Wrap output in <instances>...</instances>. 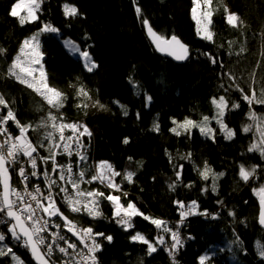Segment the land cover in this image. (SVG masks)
I'll use <instances>...</instances> for the list:
<instances>
[{"label": "trees", "instance_id": "16d2710c", "mask_svg": "<svg viewBox=\"0 0 264 264\" xmlns=\"http://www.w3.org/2000/svg\"><path fill=\"white\" fill-rule=\"evenodd\" d=\"M227 1L244 23L239 28L227 25L225 1L213 0L212 7L217 9L212 27L215 35L209 42L196 33L192 0H44L37 13L39 19L23 26L9 15L15 0H0V47L6 50L0 55V93L9 101L16 118L21 124H35L48 111L41 97L9 77L7 69L23 40L44 23H51L60 33H44L40 37L44 68L49 85L67 94L60 110L65 120L85 122L92 132L91 141L88 139V164L109 161L121 173L117 183L122 182L126 170L136 172L133 183H122V191L128 193L126 198L121 196L122 203L134 201L146 215L168 221L173 230L179 229L183 244L174 253V260L166 250L171 247L170 234H165L166 245H157V251L148 255L147 245L130 237L139 231L155 243L158 232L149 221L137 216L133 220L135 228L125 231L113 220L112 206L106 200H102L103 217L95 220L83 213H69L58 201L69 219L113 237L111 242L97 238L102 244L96 253L98 264H199V256L206 253L211 256L209 264H264L257 247V241L264 244V231L258 221L260 202L253 193L254 188L264 184V157L248 151L254 132L245 133L242 127L251 123L247 116L249 105L235 87L239 84L249 95L250 85L257 94L264 87V0ZM65 2L75 4L82 15L66 18L62 7ZM137 7L141 9L139 16ZM145 18L162 36L174 34L189 46L190 55L185 62L166 58L152 46L142 23ZM66 38L77 42L82 50L87 48L98 67L86 71L83 61L70 54L63 44ZM205 53L217 57L218 62L213 64ZM224 73L236 80H229ZM253 73L256 83H252ZM130 76L138 89L129 81ZM81 83L92 97L91 101H85L89 104L87 114L76 108L80 100L69 87ZM221 85L229 89L226 97L229 107L232 102L240 105L227 111L224 117L228 127L236 132L232 139L224 138L215 121L211 123L216 129L214 140L202 136L198 129H193L190 136H176L169 131L174 126L172 118L177 121L185 117L199 121L204 115L211 118L214 115L211 98L225 95ZM147 96L152 98L150 103ZM97 99L105 109L91 106ZM114 101L125 105L128 114L123 115ZM251 107L264 116V104L254 103ZM154 123L159 124L158 132L153 130ZM13 127L17 129L14 123ZM42 131L29 130L34 144ZM125 138L129 140L127 144L123 142ZM38 151L41 156L48 155L44 149ZM189 152L191 160L181 159ZM205 161L215 173H224L216 181L215 192L210 187L211 176L202 180L197 171L203 169ZM240 164L247 168L258 165L259 179L242 181L238 175ZM178 165H183L182 183L172 191L168 184L175 181ZM189 183L190 188L185 186ZM95 186L105 193L109 191L98 183ZM205 187L206 192L202 191ZM177 200L184 201L185 206L197 201L198 214L187 216L180 224V212L174 203ZM0 232L6 236L4 244L24 264H34L28 249L12 239L6 224H0ZM52 259L59 264L56 257ZM0 264L14 262L10 256H2Z\"/></svg>", "mask_w": 264, "mask_h": 264}, {"label": "snow or ice", "instance_id": "6c2138e0", "mask_svg": "<svg viewBox=\"0 0 264 264\" xmlns=\"http://www.w3.org/2000/svg\"><path fill=\"white\" fill-rule=\"evenodd\" d=\"M43 3L44 0H15L9 15L17 18L21 26L26 23H33L39 19L37 13L41 10ZM192 4L191 16L196 24L197 35L212 42L215 35L212 31L213 15L217 10L212 7L213 0H192ZM62 7L66 18H76L78 15H82L73 3L65 2ZM136 12L139 16L141 9L137 7ZM224 13L227 25L232 28H239L243 25L244 22L239 15L230 12L226 6ZM142 23L146 26L147 34L158 51L178 61L188 59L190 55L189 46L178 36L174 34L170 37L162 36L153 29L146 18L143 19ZM44 33L59 35L60 29L51 23H44L37 32L25 38L19 52L8 66L7 75L41 97L44 104L48 106L46 115L42 116L39 122L35 124H21L16 118L13 108L9 106V101L0 93V108L7 109V114L0 116V216L3 217L0 219V224L7 225L8 233L12 239L28 249L35 264H56L55 260L52 259L54 252L62 254L64 257L62 264H98L96 253L102 249V244L98 242L97 238L102 237L111 242L113 237L111 235L105 236L102 232H94L92 227H82L76 221L69 219L60 210L57 200L62 201L70 213H83L93 220L103 217L104 213L100 204L102 200H106L112 206L113 220L125 231L135 228L133 220L137 216L144 218L156 227L158 235L155 238V243L148 240L139 231L130 237L134 242L146 244L148 255L157 251V245H166L168 242L165 240V234H170L171 247L166 250L174 260V253L183 244L179 236V229L173 230L172 227H169L168 221L146 215L134 201L129 200L126 204L121 201V196L125 198L128 196L127 192L122 191L123 181H127L129 184L133 183L136 172L126 170L122 182L117 183L116 177L121 176V173L116 171L115 166L109 161L101 160L92 165L88 164V145L84 143L83 138L87 137L90 142L92 132L83 122H66L63 113L60 111L67 101V94L48 83V75L43 63L45 53L42 51L40 42V37ZM63 43L70 54L83 61L86 71L92 72L98 67L87 48L81 50L80 46L71 40H64ZM5 51L0 47V55H3ZM243 51L242 47L241 52ZM205 55L209 56L213 64L218 62V58L210 53H205ZM221 67H223L222 62ZM224 75H228L229 80H236V77L229 73H224ZM252 77V83H256L255 73L252 74ZM77 80H79L78 77ZM129 81L138 89L139 86L135 85L131 76ZM69 87L74 89L75 97L80 100L76 104V108L85 110V114H87L86 110L89 104L85 101L92 100L89 91L82 83L78 86L70 84ZM221 87L224 88L223 85ZM235 87L249 105L247 116L251 123L242 127V131L245 133L254 132V139L249 145L248 151L259 152L264 157V116L258 115L251 107L254 103L264 104V87H260L259 94H257L256 88H252L250 85L251 95L246 94L239 84H235ZM224 92L225 95L211 98L214 109V115L211 118L207 115L202 116L199 121L189 117H185L182 121L172 118L174 126L169 131L176 136H190L192 129L195 128L199 130L202 136L214 140L216 129L210 125L212 121H215L224 138L232 139L236 132L224 122V116L227 111L239 108L240 105L232 102L231 107H229V99L226 98L229 89L224 88ZM151 99L150 96L146 97V101L149 103ZM114 103L120 106L123 115L128 114L125 105L120 104L119 101H114ZM91 106L101 110L106 107L100 103L99 99L95 100ZM40 110L38 107L37 111ZM137 118H139V113H137ZM8 121L15 124L19 130V135L13 136L8 131L6 127ZM29 130L33 132L43 130L35 144L28 136ZM153 130L159 131L158 123H154ZM66 132L70 134L65 135ZM123 142L127 144L128 138H125ZM38 149H44L48 155L41 156ZM57 155L67 156L68 163L58 164ZM168 155L171 162V154ZM191 155L189 152L181 159L191 160ZM73 156L76 157V171L73 170L74 165L71 159ZM129 160L131 161L132 158L129 157ZM38 161L40 162L39 165ZM49 161H51V171L47 167ZM40 165L44 166L42 172ZM175 167L176 179L168 184V188L172 191H175L178 183H182L183 165ZM238 167V175L242 181L247 183L250 179H259L257 176L258 165L247 168L244 164H240ZM90 170L93 171V174L86 178V172ZM197 171L202 180L207 181L211 176L212 184L210 187L215 192L217 190L216 181L224 173H215L207 161L204 162L203 169L197 168ZM12 172L16 173L22 188H17L13 184ZM33 179L37 182L33 183L30 189L29 184L32 183ZM41 180L44 184L43 188L40 186ZM93 182H98L109 191L105 193L97 188L89 190L82 187V185H91ZM185 186L192 187L191 183ZM202 191H208V187L203 188ZM253 193L258 197L261 206L259 222L264 225V184L260 185L259 188H254ZM174 203L180 212V224H183L187 216L198 214V204L195 200H192L187 206L182 200L174 201ZM230 215H234V213H230ZM53 218H58L61 223H57L56 219ZM53 228L55 231L52 230ZM62 230L71 233L75 237V241H70L61 234ZM5 239V234L0 232V257L10 256L14 264H24V261L15 254L13 249L4 244ZM78 244L80 247L77 246ZM257 247L259 255L264 257V244L257 241ZM210 260L211 256L207 253L199 256V264H209Z\"/></svg>", "mask_w": 264, "mask_h": 264}, {"label": "built area", "instance_id": "2783aa9c", "mask_svg": "<svg viewBox=\"0 0 264 264\" xmlns=\"http://www.w3.org/2000/svg\"><path fill=\"white\" fill-rule=\"evenodd\" d=\"M7 114V110H3V108H0V116H3V115H6ZM66 121V120H65ZM66 122H71V120H68V121H66ZM6 127H7V129H8V131L13 135V136H17V135H19V130H17V129H15V127H13V124H11V121H8V124L6 125ZM70 133L69 132H66L65 133V135H69ZM30 138V137H29ZM83 140H84V143L85 144H88L89 142H88V138L87 137H84L83 138ZM21 159L23 160V157H21ZM72 163H73V165H74V168H73V170L74 171H76V168H75V163H76V157L75 156H73L72 158ZM56 160H59L57 163L58 164H66V163H68V157L67 156H64V155H57V157H56ZM59 162H61V163H59ZM94 162L92 161V163H90V165H92ZM82 167L84 166V165H81ZM17 167H18V165H17ZM49 171H51V168H50V170ZM91 171V170H90ZM92 173H93V171H91ZM13 173V172H12ZM15 173V172H14ZM19 180V179H18ZM37 182V181H36ZM34 180L32 181V183H30L29 184V188L31 189V187H32V184L33 183H36ZM95 183H98V182H93L91 185H82V187H84V188H87V189H94V188H97L96 186H95ZM99 184V183H98ZM17 188H22V185L18 182L17 184L15 183L14 184ZM100 185V184H99ZM40 186H41V188H43L44 187V184H43V181L41 180L40 181ZM105 188V187H104ZM57 202H58V200H57ZM60 202V201H59ZM61 203V202H60ZM65 208H66V210H68V208H67V206L64 204V203H61ZM102 206H103V202L101 201V204H100V208H102ZM68 212H69V210H68ZM70 213V212H69ZM71 214H77V213H71ZM53 219H55V218H53ZM56 222L57 223H61V221L57 218L56 219ZM53 231H55V228H53L52 229ZM61 234H63V235H65L70 241H75V237H73L72 235H71V233H67L66 231H64V230H62V232H61ZM78 247H80V245L78 244L77 245ZM43 250V249H42ZM71 251V250H70ZM54 257H56L58 260V262H59V264H62V262H63V260H64V257L62 256V254H60L59 252H54L53 253V256H52V258H54Z\"/></svg>", "mask_w": 264, "mask_h": 264}, {"label": "bare ground", "instance_id": "6f19581e", "mask_svg": "<svg viewBox=\"0 0 264 264\" xmlns=\"http://www.w3.org/2000/svg\"><path fill=\"white\" fill-rule=\"evenodd\" d=\"M147 35V34H146ZM147 38H148V36H147ZM73 121H77V120H73ZM81 122V121H80ZM84 124H86L85 122H83ZM11 124H13V122L11 121ZM88 126V125H87ZM89 127V126H88ZM86 145H88V154H89V149H90V147H89V145L90 144H86ZM90 155V154H89ZM57 162L59 161V160H56ZM59 163H61V162H59ZM40 164V162L38 161V165ZM43 165H40V171L42 172L43 171ZM47 167H49V170H50V168H51V161H49V163H48V165H47ZM116 169V168H115ZM116 171H117V169H116ZM93 173L92 172H86V178H88V177H90L91 175H92ZM12 177H13V181L17 184L18 182H19V180H18V177H17V175H16V173H14V174H12ZM119 177V176H118ZM118 177H116V180H118ZM35 182H36V180L35 179H33ZM97 189H99L100 191H103V192H105L100 186H99V188L97 187ZM58 201H60L59 199H58ZM61 203H63L62 201H60ZM55 219H57V218H55Z\"/></svg>", "mask_w": 264, "mask_h": 264}, {"label": "water", "instance_id": "95a60500", "mask_svg": "<svg viewBox=\"0 0 264 264\" xmlns=\"http://www.w3.org/2000/svg\"><path fill=\"white\" fill-rule=\"evenodd\" d=\"M146 34H147V29H146ZM147 36H148V34H147ZM148 39H149L150 43L152 44V46L156 49L154 43L151 41V39L149 38V36H148ZM156 50H157V49H156ZM157 51H158V50H157ZM158 52H159L162 56H164V57H166V58H169V59H171V60H173V61H175V62H178V63H183V62L186 61V60L178 61V60H175L173 57H171V56H169V55H166V54H164V53H161L160 51H158ZM12 180H13V177H12ZM260 212H261V206H259L258 221H259V217H260ZM259 224H260V222H259ZM260 226H261V228H262L263 231H264V225H261V224H260ZM33 261H34V260H33ZM34 264H35V261H34Z\"/></svg>", "mask_w": 264, "mask_h": 264}, {"label": "rangeland", "instance_id": "374dc122", "mask_svg": "<svg viewBox=\"0 0 264 264\" xmlns=\"http://www.w3.org/2000/svg\"><path fill=\"white\" fill-rule=\"evenodd\" d=\"M225 1V4H226V6H227V8H228V10L230 11V12H234L233 11V9H232V6H231V4L227 1V0H224ZM235 13V12H234ZM64 40H71V39H69V38H66V39H64ZM63 40V41H64ZM71 41H73V40H71ZM73 42H75V41H73ZM76 44H78L77 42H75ZM64 44V43H63ZM79 45V44H78ZM80 46V45H79ZM81 48V47H80ZM82 50V49H81ZM92 56V55H91ZM93 58V57H92ZM225 117V116H224ZM224 122H225V120H224ZM217 125V124H216ZM212 128H214V126L211 124L210 125ZM193 129H195V128H193ZM192 129V130H193ZM58 204V203H57ZM59 206V205H58ZM60 207V206H59ZM61 210V209H60ZM62 211V210H61ZM63 212V211H62ZM64 213V212H63ZM65 214V213H64ZM66 215V214H65ZM67 216V215H66Z\"/></svg>", "mask_w": 264, "mask_h": 264}]
</instances>
